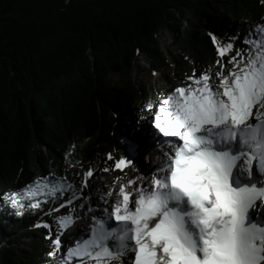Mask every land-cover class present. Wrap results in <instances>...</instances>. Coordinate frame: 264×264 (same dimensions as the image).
<instances>
[{"label":"snow or ice","instance_id":"snow-or-ice-1","mask_svg":"<svg viewBox=\"0 0 264 264\" xmlns=\"http://www.w3.org/2000/svg\"><path fill=\"white\" fill-rule=\"evenodd\" d=\"M209 35L214 65L147 102L125 155L108 154L111 168H88L79 188L50 173L0 193L17 216L50 201L46 214L65 210L35 225L49 229L51 264H264V24L241 47L239 36L222 43ZM157 149L166 150L153 169L143 159ZM129 168L143 175L128 178ZM98 171L121 175L96 189L102 204L94 207L84 189ZM77 209L90 218V235L65 248L62 236L84 218Z\"/></svg>","mask_w":264,"mask_h":264},{"label":"trees","instance_id":"trees-1","mask_svg":"<svg viewBox=\"0 0 264 264\" xmlns=\"http://www.w3.org/2000/svg\"><path fill=\"white\" fill-rule=\"evenodd\" d=\"M262 24V0H0V193L50 173L79 188L88 168L124 156L118 113L130 103L141 114L153 99L133 84L139 56L149 76L199 73L218 58L210 33L241 47ZM54 206L17 216L0 196V264H51L49 229L35 225L52 223Z\"/></svg>","mask_w":264,"mask_h":264},{"label":"rangeland","instance_id":"rangeland-1","mask_svg":"<svg viewBox=\"0 0 264 264\" xmlns=\"http://www.w3.org/2000/svg\"><path fill=\"white\" fill-rule=\"evenodd\" d=\"M160 39H161V42L162 43L164 42V44L168 45L170 49H172V50L176 49V51H177V47L175 45L170 44L171 40H170L169 35H165V33H162ZM230 55H234V52L229 53V56ZM189 57H190V55L188 53H185L183 55V58L187 62L189 61ZM226 58H228V57L226 56ZM146 69H150L149 65H148V61L146 60V58L143 55H141V56H139V66H136L135 70L132 72V79L134 82L133 84L135 86L147 87L149 89V91L152 93V96H153L152 101L157 102V103L160 101V99L163 96L170 93L175 87L183 86L184 78L188 75H191L192 71H193V68L190 66V68L188 70L187 69L183 70V72L181 73V71H178L179 69L176 66L175 68L160 69L158 72L149 76L148 72H146ZM111 80H112L113 84L120 87V89L125 90L126 80L122 79L121 75H114L111 77ZM124 106L125 107L122 108V111H120L118 113L120 119H124L123 120L124 123L133 124V126H134V125H136V123H139L142 121V119H141L142 117L147 115V113L145 111H143L141 114L134 112L135 109L132 105H130V103H126ZM121 132H122V130H121ZM162 151H164V149H162ZM157 160H159V158H157ZM105 166H108L109 168H111L109 162L107 161V162L103 163L102 166L98 167V169H102ZM33 168H34V166H33ZM125 173L127 174L128 178L136 176L135 170H133L131 168L125 169ZM118 175H121V173L119 171L107 172V173H105L103 171H98L97 172V178L92 179L90 181L93 184V188L84 189V191L91 195L94 207L97 204H102V202L99 200L98 192L96 191V189H102L103 185L111 183L113 178L115 176H118ZM79 210H81V209H77V211H79ZM98 212H99V210H98ZM58 215H60V213H52L49 215L46 214L45 218L47 220H52L53 217L58 216ZM66 234H64V236H62L61 239H63V237H66ZM71 234H72V232L69 233V237ZM86 234L88 235L87 231H86ZM74 236H76L75 240L79 238V235H77V234L76 235L74 234ZM72 238H74V237L72 236ZM72 238H70V239L68 238V239L71 240V242L73 244L74 243L73 241H75V240H73ZM69 240H66V242H64L65 247L68 244H69V246H71Z\"/></svg>","mask_w":264,"mask_h":264},{"label":"bare ground","instance_id":"bare-ground-1","mask_svg":"<svg viewBox=\"0 0 264 264\" xmlns=\"http://www.w3.org/2000/svg\"><path fill=\"white\" fill-rule=\"evenodd\" d=\"M142 122L143 121H141L139 123H142ZM122 123H124V122H122ZM137 124L138 123H136V125ZM123 126H125V127H124L123 137H122L124 139H122V140L125 142L126 134H128V135L131 134V131H132V128H133V124L124 123ZM161 152H162V149H157V150L151 151L150 153H146L145 156H144V159H143V163L145 165H150L153 169H155L159 165V163H162L163 162V158H162V156L160 154ZM157 158H159V160H157ZM135 174L136 175H143V172L135 171ZM97 214H99V212ZM87 233H89V232H87ZM74 234L75 235L76 234L79 235V238L78 239H80V238H86L87 236L90 235V233H89V235H87L84 230L76 231ZM72 236H74V235L71 234L70 237H68V238L70 239V238H72Z\"/></svg>","mask_w":264,"mask_h":264}]
</instances>
